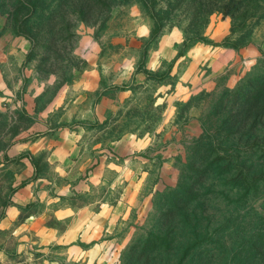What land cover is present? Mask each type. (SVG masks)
<instances>
[{"label":"rangeland","instance_id":"rangeland-1","mask_svg":"<svg viewBox=\"0 0 264 264\" xmlns=\"http://www.w3.org/2000/svg\"><path fill=\"white\" fill-rule=\"evenodd\" d=\"M6 36L31 42L29 73L43 86L41 107L62 94L65 104L54 116L58 119L70 101L65 109L72 117H86L87 141L111 146L122 136L137 139L142 186L120 223L126 244L116 264H144L149 237L176 234L163 222L170 223L169 211L179 217L192 185L201 195L193 202L199 216L189 218H195L191 226H198L200 237L179 228V243L168 245L189 244L181 264H251L246 257L254 242L262 246L254 256L264 262V177L229 197L223 185L214 184L211 171L208 177L201 174L207 166L222 172L211 162L214 148L229 155L232 134L226 133L233 119H245L250 102L264 91V0H0V37ZM163 37L173 39L181 55L198 45L212 49L218 66L213 78L207 76L210 85L187 91L188 81L180 83L179 76L189 73L190 65L174 67L173 60L158 55ZM209 66L205 60L201 71ZM104 97L108 105L100 109ZM98 114L102 120L95 119ZM31 119L12 103L0 109V147L7 144L4 135H18ZM241 132L254 135L248 125ZM242 155L248 163L259 157ZM10 176L5 173L0 183L1 205L11 192ZM20 245L8 231L1 232L0 264H57L52 252ZM171 257L170 264H180Z\"/></svg>","mask_w":264,"mask_h":264},{"label":"crops","instance_id":"crops-1","mask_svg":"<svg viewBox=\"0 0 264 264\" xmlns=\"http://www.w3.org/2000/svg\"><path fill=\"white\" fill-rule=\"evenodd\" d=\"M159 44L158 55L173 60L174 67L188 61L191 71L179 78L180 83L188 81L190 94L210 85L207 76L218 66L210 47L198 45L181 55L170 37ZM30 50L26 37H0V109L12 103L32 118L18 135L2 138L7 144L0 147V183L9 173L11 192L0 204V233L8 231L21 249L52 252L57 264H116L126 244L120 223L137 203L142 186L137 139L132 134L111 146L95 145L86 140V117H72L65 109L70 101L58 119L54 116L65 104L62 94L41 107L44 89L29 73ZM205 60L210 69L201 71ZM178 89L175 94L185 92ZM97 117L102 120V114Z\"/></svg>","mask_w":264,"mask_h":264},{"label":"trees","instance_id":"trees-1","mask_svg":"<svg viewBox=\"0 0 264 264\" xmlns=\"http://www.w3.org/2000/svg\"><path fill=\"white\" fill-rule=\"evenodd\" d=\"M259 90L255 92V96L258 95V93L260 92ZM261 92L262 95H259L254 101L250 102L245 119H243L244 117H242L240 120H238V123L235 119H233V123L230 129L226 133L227 135L232 134L230 137L231 147L229 146L226 149L227 151H229V155L222 156L220 155L221 151L219 147L214 148L215 157L211 159V162L214 161L215 164L221 166L222 172L215 173L214 170H211L210 166H207V168H205V171H201V174H204L207 177L209 176V172L211 171L213 173V176L216 177L215 179L213 178L214 184L223 185L229 197H231L233 193L247 191L253 184H256L259 179L264 177V91ZM247 125L250 126V131L254 135L246 136L242 134L241 129ZM243 145H245V147H243ZM244 152L250 155H257L259 153L258 160H251V163H248L247 160L250 159L247 158V160H244V156L242 155V153ZM245 161L247 162L245 163ZM225 167H229L230 170L228 169L226 171H223V168ZM229 182L232 183V187H228L226 185ZM226 188H228V191L226 190ZM185 191L188 195L187 202H185L183 205H180L179 210L181 211L180 213L177 212V215L179 217H177L176 219V214H174V212L176 211H169L170 214H168V218L165 219L169 220L170 223L163 222V226H165L167 229H170V231H174L176 234L172 235L173 237H169L166 239L162 238L159 235H156L153 238L149 237L142 249L144 252H146V258L145 261H143L144 264L148 262L152 264H154L155 262L156 264L160 262L170 264L172 260V254L178 257L177 259L179 260L180 264L184 259H186L187 255L190 253V250L188 248L189 244L184 248L173 246L169 249L168 246L171 242L179 243V240H177L176 238L179 228H186L187 230H189V232L187 233H195L198 235V237H200V235L198 234V226L195 225L194 227H192L191 225L195 221L194 217L199 216V209L197 210V205L194 206L193 202L197 200L196 197L198 195H201V192H198L196 185L190 186L189 189ZM225 191L224 195L226 194ZM205 192V195H208V192H211V189L207 187ZM221 197H224L223 194ZM198 199H200L199 196ZM191 203L193 204V206L191 205ZM198 206L200 207V205ZM203 208L206 209L207 207L205 206ZM177 209L178 206L176 207V210ZM190 216L194 217L189 218ZM187 233H185V235ZM164 240H166L168 244H166ZM262 240H264V233L262 236ZM260 249H262V246L257 244L256 242L251 244V250L253 251L251 252L252 254L250 253L246 257L247 262H251V264H264V262L262 261L259 263L258 258L254 256V252L260 251ZM142 250L139 252L138 257H140ZM214 250H216V248ZM217 253H215L214 255L215 258H218V256H220V253ZM138 257H136V261L139 259Z\"/></svg>","mask_w":264,"mask_h":264}]
</instances>
